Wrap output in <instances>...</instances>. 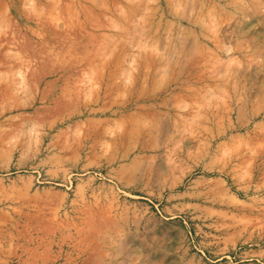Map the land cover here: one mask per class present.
I'll return each instance as SVG.
<instances>
[{"label": "rangeland", "instance_id": "obj_1", "mask_svg": "<svg viewBox=\"0 0 264 264\" xmlns=\"http://www.w3.org/2000/svg\"><path fill=\"white\" fill-rule=\"evenodd\" d=\"M0 264H264V0H0Z\"/></svg>", "mask_w": 264, "mask_h": 264}]
</instances>
